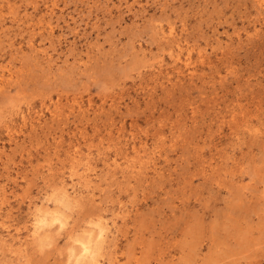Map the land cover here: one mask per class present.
Returning a JSON list of instances; mask_svg holds the SVG:
<instances>
[{
	"label": "rangeland",
	"instance_id": "rangeland-1",
	"mask_svg": "<svg viewBox=\"0 0 264 264\" xmlns=\"http://www.w3.org/2000/svg\"><path fill=\"white\" fill-rule=\"evenodd\" d=\"M0 264H264V0H0Z\"/></svg>",
	"mask_w": 264,
	"mask_h": 264
},
{
	"label": "bare ground",
	"instance_id": "bare-ground-1",
	"mask_svg": "<svg viewBox=\"0 0 264 264\" xmlns=\"http://www.w3.org/2000/svg\"><path fill=\"white\" fill-rule=\"evenodd\" d=\"M42 218H43V217H42ZM42 218H41V219H42ZM54 218H55V217H54ZM57 220H58V219H57ZM44 227H45V226H44ZM85 251H86V250H85ZM80 261H81V260H80Z\"/></svg>",
	"mask_w": 264,
	"mask_h": 264
}]
</instances>
